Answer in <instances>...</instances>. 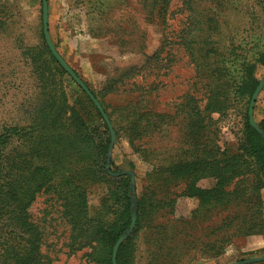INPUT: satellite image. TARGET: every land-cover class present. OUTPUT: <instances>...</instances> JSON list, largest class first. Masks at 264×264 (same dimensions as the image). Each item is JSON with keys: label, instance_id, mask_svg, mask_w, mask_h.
Listing matches in <instances>:
<instances>
[{"label": "rangeland", "instance_id": "374dc122", "mask_svg": "<svg viewBox=\"0 0 264 264\" xmlns=\"http://www.w3.org/2000/svg\"><path fill=\"white\" fill-rule=\"evenodd\" d=\"M193 1L183 6L182 0H172L163 20L151 13L152 0H108L113 6L103 7L101 0H48L49 31L55 47L111 114L112 119L106 111L116 135L111 160L121 171L135 173L136 195H143L156 184L153 193L160 202L155 222L160 234L137 238L134 264H225L264 255V232L234 236L228 244L215 233L219 226L229 223L227 219L239 207L195 214L199 200L182 194L183 183L172 182L162 190L160 181L152 184L147 177L154 163L174 161L186 149L183 133L189 118L184 105L192 98L201 107L205 105L208 69L217 61L215 53L243 51L252 59V42L242 47L239 44L244 38L251 41V34L262 37L261 44L252 50L264 47V0ZM212 3L214 8L221 3L220 15L203 12ZM6 11L11 17L6 26L0 27V130L4 125L26 122L19 105L28 91L33 92L28 56L33 50L46 57L42 0H0V17L4 18ZM191 38L195 41L185 45ZM154 53L157 60L149 61ZM263 75L264 66L259 65L257 76L261 79ZM59 78L74 104L81 86L67 71ZM130 100H139L137 106L142 110L171 115L159 118L154 131L131 143L123 118L126 113L120 109ZM246 106L236 101L224 113L212 114L220 145H238L243 137ZM254 116L258 123L264 118V86ZM216 182L215 177L208 176L198 184L211 188ZM107 189L100 185L89 191L90 215L100 206ZM260 192L264 207V186ZM27 211L41 233V264H99L93 254L97 242L91 236L75 239L65 203L52 189L38 192ZM228 213L230 217L225 218ZM248 264H264V260Z\"/></svg>", "mask_w": 264, "mask_h": 264}, {"label": "trees", "instance_id": "16d2710c", "mask_svg": "<svg viewBox=\"0 0 264 264\" xmlns=\"http://www.w3.org/2000/svg\"><path fill=\"white\" fill-rule=\"evenodd\" d=\"M152 1L154 10L151 13L165 20L172 0ZM190 2L194 1L182 0V5L188 6ZM101 3L102 7L113 6L108 0H101ZM213 3L203 12L215 17L220 15L221 3L216 4V8ZM102 7L100 12L104 11ZM4 16L0 17V27L8 24L11 14L6 11ZM250 37L251 41L244 38L239 44L242 47L252 42L249 49L255 52L252 59L243 51L215 53L217 61L208 69L210 83L205 105L201 107L194 98L184 105L189 118L183 133L186 149L178 159L166 164L154 163L147 172L149 182L160 181L158 186L162 190H167L172 182L183 183L182 194L199 200L195 214L216 208L228 212L230 207H239L231 218L226 214L228 224L215 230L227 244L234 236L264 232L260 192L264 186V138L250 124L248 116L251 97L260 81L257 68L264 66V47L252 50L261 44L262 37L254 34ZM192 38L185 45L194 42ZM44 41L46 57L33 50L28 56L33 92L28 91V97L19 105L27 120L24 124L4 125L0 130V264H41V233L30 220L27 208L43 189H52L63 199L75 239L80 241L91 236L97 242L93 254L98 257L99 264H113L114 244L131 223L130 175L121 171L113 159L108 171L110 128L81 87L80 97L74 104L70 103L59 78L66 71ZM156 55H151L149 61H156ZM99 101L107 111L104 102ZM236 101L245 102L247 106L243 137L233 148L219 144L212 114L224 113ZM138 104L139 100H130L120 107L126 113L123 118L127 120L125 128L131 143L142 134L154 131L159 118L171 115L142 110ZM259 124L264 129V118ZM116 172L118 174L114 175ZM208 176L215 177L216 184L211 188L199 186V180ZM100 185L108 189L101 196L100 206L90 215L89 191ZM155 186L136 196L137 224L120 245L118 264L135 263L140 235L160 234L159 224L155 222L160 202L153 193Z\"/></svg>", "mask_w": 264, "mask_h": 264}, {"label": "water", "instance_id": "95a60500", "mask_svg": "<svg viewBox=\"0 0 264 264\" xmlns=\"http://www.w3.org/2000/svg\"><path fill=\"white\" fill-rule=\"evenodd\" d=\"M48 14H49V2H48V0H42L43 30H44V36H45L46 42L49 46V49L51 50L52 54L56 57V59L59 61V63L64 67V69L74 78V80L91 97V99L94 101L97 108L103 114V117H104L105 121L107 122V124L110 128L112 139H111V145L109 148L108 159H107V163H106V167H107L108 171H110L111 170L110 169V167H111V154H112V149H113V143L115 141V136H116L115 130H114L113 125L111 123V120H110L108 114L106 113V111L104 110V107L101 104V102L96 98V96L93 94L91 89L87 86L85 81L77 74V72L71 67V65L65 60V58L61 55V53L55 47V45L52 41L51 35H50V31H49ZM263 86H264V75L260 79L259 84L257 85V87H256V89H255V91L251 97V101H250L249 109H248V116H249L250 124L257 131H259V133L264 138V129L256 121L255 116H254V108H255L256 100H257L258 95L261 92ZM128 174H130V186L132 189V193H131V199H132L131 223H130L129 227L126 229V231L120 235V237L117 239V241L114 244L113 252H112L113 264H118L117 263V254H118V250L120 248V245L122 244V242L126 238H128L132 234V232L136 226L137 218H138L137 207H136V196L137 195H136V186H135V173L133 171H128ZM262 260H264V255L251 257V258L244 259V260L229 262V263H225V264H248V263L259 262Z\"/></svg>", "mask_w": 264, "mask_h": 264}]
</instances>
